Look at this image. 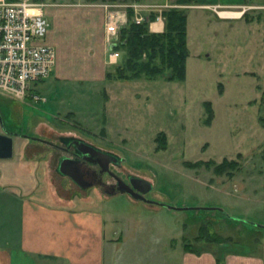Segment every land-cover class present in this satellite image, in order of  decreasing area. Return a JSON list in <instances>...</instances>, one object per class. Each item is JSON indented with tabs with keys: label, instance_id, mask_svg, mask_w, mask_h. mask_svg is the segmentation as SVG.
Returning <instances> with one entry per match:
<instances>
[{
	"label": "rangeland",
	"instance_id": "obj_1",
	"mask_svg": "<svg viewBox=\"0 0 264 264\" xmlns=\"http://www.w3.org/2000/svg\"><path fill=\"white\" fill-rule=\"evenodd\" d=\"M48 2L47 7L65 6L61 20L73 19L72 5L98 9L105 14L103 26L109 13L119 19L127 13L121 0ZM211 7L216 12L183 7L189 52L181 81L105 77L104 88L52 71L33 83L25 98L0 91V130L51 141L35 139L25 145L21 137L13 139L16 151L29 154L26 165L39 171L37 194L104 207L110 235L122 236L115 244L117 264H180L183 248L213 250L221 244L225 249L250 247L264 256V227L218 209L264 225V0ZM217 10L243 12L232 18ZM154 13L156 18L159 13ZM47 22V29L59 26L56 19ZM123 60L107 70L114 72ZM69 135L123 157L120 165L110 167L124 178L148 179V197L187 208H169L124 192L109 195L101 187L80 195L73 181L55 169L63 151L52 142L63 144ZM104 179L115 177L105 174Z\"/></svg>",
	"mask_w": 264,
	"mask_h": 264
},
{
	"label": "crops",
	"instance_id": "obj_2",
	"mask_svg": "<svg viewBox=\"0 0 264 264\" xmlns=\"http://www.w3.org/2000/svg\"><path fill=\"white\" fill-rule=\"evenodd\" d=\"M142 1L216 12L211 5L230 6L239 0ZM45 7L46 19H56L59 24L48 28L44 39L56 50L50 73L53 71L57 76L62 74L69 78L84 77L92 84H103L105 88L104 85L108 84L105 81L107 68L121 61L125 52L112 48L118 35L110 37L112 42L105 36L104 12L72 5L73 19L61 20L59 12L65 6L61 9ZM122 18L121 26L126 23V16ZM163 28V18L154 19L149 24L151 31ZM14 136L21 137L25 145L36 142L35 139L51 142L35 134L13 132V139ZM27 157L29 154L25 149L16 151L13 146L11 157L0 158V264H117L115 244L122 240V236L110 235L109 215L104 207L78 206L38 195L39 171L35 166L26 165ZM55 169L61 174L57 164ZM223 245L213 250L183 248L179 252L180 264H264L263 253L257 250L236 245L225 249Z\"/></svg>",
	"mask_w": 264,
	"mask_h": 264
},
{
	"label": "built area",
	"instance_id": "obj_3",
	"mask_svg": "<svg viewBox=\"0 0 264 264\" xmlns=\"http://www.w3.org/2000/svg\"><path fill=\"white\" fill-rule=\"evenodd\" d=\"M48 4V0H0V91L6 95L25 98L32 92V84L45 79L53 68L56 50L44 40L48 26L44 7ZM121 4L132 10V20L136 23L162 19L161 11L169 6L168 3L145 4L141 0H121ZM156 10L159 14L151 19V13ZM122 16L127 18V13ZM122 19L109 13L105 21L111 42L110 37L118 35Z\"/></svg>",
	"mask_w": 264,
	"mask_h": 264
},
{
	"label": "trees",
	"instance_id": "obj_4",
	"mask_svg": "<svg viewBox=\"0 0 264 264\" xmlns=\"http://www.w3.org/2000/svg\"><path fill=\"white\" fill-rule=\"evenodd\" d=\"M161 13L164 19L163 30L151 31L146 22H134L132 10H127L126 23L119 28L117 40L112 45L113 49L123 50L125 57L121 64L114 67V72L111 69L106 71V78L154 79L161 76L175 81L185 78V61L189 52L186 36L187 12L183 7L169 6ZM150 17L154 19L155 13L152 12ZM208 111L210 112V108ZM223 163H218L215 169L218 170Z\"/></svg>",
	"mask_w": 264,
	"mask_h": 264
},
{
	"label": "flooded vegetation",
	"instance_id": "obj_5",
	"mask_svg": "<svg viewBox=\"0 0 264 264\" xmlns=\"http://www.w3.org/2000/svg\"><path fill=\"white\" fill-rule=\"evenodd\" d=\"M79 140L84 141L87 144L93 145L96 149L110 153L111 155L116 156L117 158L114 160L110 159V161L106 163L105 161H103L101 156L99 157V155L96 152L94 153V151L91 152L88 147L84 145H80L79 147H82L83 151L79 149L75 144V141H79ZM55 145L58 146V149H61L63 151L58 156L56 163L57 167H59L63 159L70 158V160H65L64 167L72 173V177H74L75 180L69 175L63 174L61 172L60 173L62 175L68 176L73 181L80 195H82L85 191L91 189L92 187H101L102 191H104L109 195H113L114 193L120 192L117 186V177L129 183V178L132 176L131 174H128L126 178H124L122 175L116 173L110 167L111 164L112 165L121 164L122 159L116 153L102 149L86 139H83L81 137H76L73 135H69L65 137V139L63 140V144L56 143ZM75 165L78 166V172L74 169ZM104 166L107 168L104 169L103 168ZM105 174L115 177V180L105 181L104 179ZM149 191L151 190H148L145 193L146 197H148L147 193H149ZM150 199L153 200L150 203L160 204L159 203L160 200L155 198H150Z\"/></svg>",
	"mask_w": 264,
	"mask_h": 264
},
{
	"label": "water",
	"instance_id": "obj_6",
	"mask_svg": "<svg viewBox=\"0 0 264 264\" xmlns=\"http://www.w3.org/2000/svg\"><path fill=\"white\" fill-rule=\"evenodd\" d=\"M2 125L3 124H2L1 119H0V127ZM12 137H13V132L8 131L6 129H3V130L0 131V158L11 157V155L13 153V138ZM75 144L82 151H83V148L79 147L80 145H84V146L88 147L91 152L94 151V153L96 152L99 155V157L101 156L103 161H105L106 163L108 161H110V159L114 160V159L117 158L116 156H113L110 153H107V152L101 151L99 149H96L93 145L87 144L84 141H81V140L75 141ZM121 159H123V157H121ZM65 160H70V158L63 159L61 161V164L59 165L58 169H59V171L61 173L69 175V176L72 177V173L68 169H66L64 167ZM103 168L106 169L107 167L104 166ZM74 169L78 172V166L77 165L74 166ZM72 178L74 179V177H72ZM117 186H118V189H119L120 192L127 193V194H129L130 196H132V197H134L136 199H141V200H144V201H147V202L153 201L152 199H150V198L145 196V193L148 190H150L151 187H152V183L148 179H145V178L140 177V176L132 175L129 178V183H128V182L122 180L121 178L117 177ZM156 202H159V201H156ZM159 203L163 204V205H165V206H167L169 208H173V209H184V208H187V207H183V206H174V205L163 203V202H159ZM218 209L220 211H222L225 215H227L230 218L237 219V220H242L244 222H248V223H251V224H255V225H259V226L264 227V225H260V224L254 223L252 221H248L246 219H241V218L235 217V216H233L231 214H228L222 208H218Z\"/></svg>",
	"mask_w": 264,
	"mask_h": 264
},
{
	"label": "bare ground",
	"instance_id": "obj_7",
	"mask_svg": "<svg viewBox=\"0 0 264 264\" xmlns=\"http://www.w3.org/2000/svg\"><path fill=\"white\" fill-rule=\"evenodd\" d=\"M224 11V10H223ZM219 12H221V11H219ZM242 12L241 11H238V12H236V11H226V12H221V15L222 16H238V15H240Z\"/></svg>",
	"mask_w": 264,
	"mask_h": 264
}]
</instances>
